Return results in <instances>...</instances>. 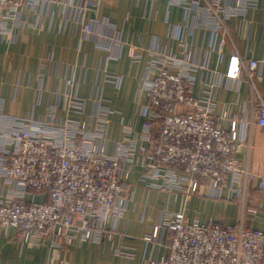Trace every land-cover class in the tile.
Instances as JSON below:
<instances>
[{
  "label": "built area",
  "instance_id": "2783aa9c",
  "mask_svg": "<svg viewBox=\"0 0 264 264\" xmlns=\"http://www.w3.org/2000/svg\"><path fill=\"white\" fill-rule=\"evenodd\" d=\"M169 4L183 9L189 35L209 32L207 48H189L181 39V52L170 45L140 50L123 43L118 34L107 36L115 47L128 45L131 59L147 58L137 99V115L143 120L137 137L134 127L124 126L122 140L110 155V109L102 90L98 86L94 98H80L73 76L66 80L62 96L66 102L61 107L85 115L90 102L88 120L57 121L53 108L41 121L8 120L7 136L0 132L3 147H11L2 151L0 173L16 192L0 200V224L15 229L20 245L50 241L61 247L110 239L113 229L108 224L126 212L134 194L128 180L137 166L145 169L143 179L150 181V188L166 193L191 196L204 186L206 195L220 198L228 188L231 197L245 202L252 182L264 188V176L236 158L242 147L249 154L251 129H264V95L257 87L262 62L233 46L223 72L210 63L213 54L220 62L224 58L227 41L232 40L230 19L244 16L257 0H169ZM59 5L78 8L82 13L76 20L78 32L84 38L93 34L99 21L84 22L83 17L85 11H96L95 0H81L79 5L73 0H0V39L14 40L26 26L41 28L49 9ZM30 11L36 13L37 22L28 20ZM101 23L113 30L106 21ZM179 33L174 26L170 40L179 39ZM106 81L119 86L121 78L107 75ZM232 85L238 94L241 85L248 92L236 112L218 106L220 90H231ZM28 193L33 197L25 202ZM36 193L45 194L46 200L35 201ZM165 230L171 232V240L160 264H264V232L248 227L243 216L234 224H226L224 217L203 224L190 221L183 212L167 211L145 240L160 245Z\"/></svg>",
  "mask_w": 264,
  "mask_h": 264
},
{
  "label": "crops",
  "instance_id": "0c3cea01",
  "mask_svg": "<svg viewBox=\"0 0 264 264\" xmlns=\"http://www.w3.org/2000/svg\"><path fill=\"white\" fill-rule=\"evenodd\" d=\"M96 11H85L84 22L96 19L99 23L93 34L84 38L78 32L77 19L82 18L78 8L59 5L50 8L42 27H25L11 40L0 39V132L8 134V120L30 119L41 121L55 108L57 121H86L92 111L89 102L85 115L70 113L62 103L66 80L71 76L77 83V96L90 98L102 90L104 103L109 107L107 124L108 153H114L123 137V127H134V136L141 132L143 120L137 115V99L140 94L147 58L137 62L129 57L128 45L121 48L108 42L109 35H120L123 43L134 44L138 49L170 45L181 52L180 40H186L189 48H207L209 32L196 30L189 35L185 28V13L169 0H95ZM79 5L81 0H73ZM82 11V10H81ZM83 12V11H82ZM30 22H37L34 12L26 13ZM25 17V15H24ZM106 21L113 30L101 23ZM11 26V24H10ZM180 31V38L170 40L173 27ZM231 35L227 41L222 62L218 54L210 59L212 67L225 70L233 46L244 56L262 62L261 80L257 83L264 95V0H257L255 7L244 16L233 17L228 23ZM178 33H176L177 35ZM107 75L120 76L116 86L106 81ZM248 97L247 88L241 85L239 94L234 90H220L219 109L239 111ZM4 138H0L1 157ZM252 148L242 147L236 154L238 161L247 163L251 172L264 176V129H251ZM145 169L134 167L129 177L134 194L122 218L110 221L108 228L113 234L101 243H74L61 247L50 241L43 244L18 243V234L13 228L0 224V264H160L169 252L171 232L161 234L162 244H152L145 237L152 233L164 212H183L190 220L198 219L207 224L210 220L224 217L226 224H234L241 216L248 227L264 232V188L258 181L247 190L245 202L231 197L229 189L223 190L220 198L206 195L207 188L191 196L183 193H166L149 187L144 180ZM16 193L0 173V200H8ZM26 194L25 202L32 200ZM34 200L44 202L46 196L36 193Z\"/></svg>",
  "mask_w": 264,
  "mask_h": 264
},
{
  "label": "rangeland",
  "instance_id": "374dc122",
  "mask_svg": "<svg viewBox=\"0 0 264 264\" xmlns=\"http://www.w3.org/2000/svg\"><path fill=\"white\" fill-rule=\"evenodd\" d=\"M4 149H2V151H3ZM2 225V224H1ZM3 226V225H2ZM5 227V226H4ZM7 228V227H6Z\"/></svg>",
  "mask_w": 264,
  "mask_h": 264
}]
</instances>
